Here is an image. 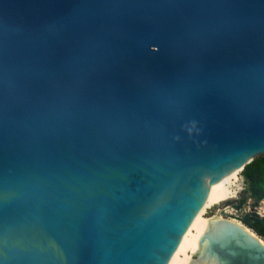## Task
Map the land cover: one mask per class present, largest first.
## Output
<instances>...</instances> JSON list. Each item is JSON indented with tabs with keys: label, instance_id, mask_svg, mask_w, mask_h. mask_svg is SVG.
<instances>
[{
	"label": "water",
	"instance_id": "obj_1",
	"mask_svg": "<svg viewBox=\"0 0 264 264\" xmlns=\"http://www.w3.org/2000/svg\"><path fill=\"white\" fill-rule=\"evenodd\" d=\"M264 154V0H0V264H165ZM185 264H264L211 217Z\"/></svg>",
	"mask_w": 264,
	"mask_h": 264
},
{
	"label": "bare ground",
	"instance_id": "obj_2",
	"mask_svg": "<svg viewBox=\"0 0 264 264\" xmlns=\"http://www.w3.org/2000/svg\"><path fill=\"white\" fill-rule=\"evenodd\" d=\"M241 170L242 165H240L209 191L199 208L195 211L193 217L190 219L184 232L179 237L175 249L170 254L165 264H185L190 253L196 250L197 240L200 238L207 221L213 216L223 218V216L220 214L209 216L206 214L207 210L212 205L218 204L222 201L224 202L225 200L236 196L241 187L238 183L239 173ZM227 218L241 225L244 229L256 236L259 241L264 244V241L240 220L231 217Z\"/></svg>",
	"mask_w": 264,
	"mask_h": 264
},
{
	"label": "rangeland",
	"instance_id": "obj_3",
	"mask_svg": "<svg viewBox=\"0 0 264 264\" xmlns=\"http://www.w3.org/2000/svg\"><path fill=\"white\" fill-rule=\"evenodd\" d=\"M238 183L241 187L236 196L212 205L208 208L206 214L209 216L220 214L223 217L236 218L253 230L264 241V235L258 233L253 227L242 221L245 214H256L264 222V198H256L251 192L249 182L243 175V169L239 173Z\"/></svg>",
	"mask_w": 264,
	"mask_h": 264
},
{
	"label": "trees",
	"instance_id": "obj_4",
	"mask_svg": "<svg viewBox=\"0 0 264 264\" xmlns=\"http://www.w3.org/2000/svg\"><path fill=\"white\" fill-rule=\"evenodd\" d=\"M243 175L248 180L250 190L256 198H264V154L248 162L243 168ZM242 221L264 235L263 219L256 214H245Z\"/></svg>",
	"mask_w": 264,
	"mask_h": 264
}]
</instances>
